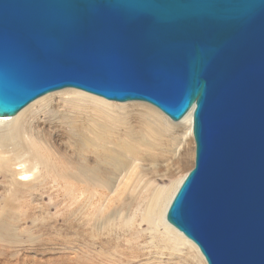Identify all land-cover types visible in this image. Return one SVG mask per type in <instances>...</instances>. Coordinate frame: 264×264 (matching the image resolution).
Instances as JSON below:
<instances>
[{
	"label": "water",
	"instance_id": "obj_1",
	"mask_svg": "<svg viewBox=\"0 0 264 264\" xmlns=\"http://www.w3.org/2000/svg\"><path fill=\"white\" fill-rule=\"evenodd\" d=\"M67 88L192 110L165 221L206 264H264V0H0V118Z\"/></svg>",
	"mask_w": 264,
	"mask_h": 264
},
{
	"label": "rangeland",
	"instance_id": "obj_2",
	"mask_svg": "<svg viewBox=\"0 0 264 264\" xmlns=\"http://www.w3.org/2000/svg\"><path fill=\"white\" fill-rule=\"evenodd\" d=\"M55 95L48 108L37 109L38 115L35 108L22 126L33 149L24 157L30 163L37 159L38 171L21 182L17 162L0 160V264H200L191 250L166 246L161 228L151 233L141 222L154 188L171 187L193 167L192 138L182 128H171L170 140L167 132L151 126L158 129L154 140L144 129L143 113L134 108L140 102L106 100L127 107L108 116L88 104H75L82 109L63 104L66 97ZM105 136L118 146L133 143L137 159L144 160L129 166L132 170L126 161L118 169L103 164L102 179L85 182L79 171L90 176L101 168L90 153L100 150ZM84 140L96 149L83 153Z\"/></svg>",
	"mask_w": 264,
	"mask_h": 264
},
{
	"label": "bare ground",
	"instance_id": "obj_3",
	"mask_svg": "<svg viewBox=\"0 0 264 264\" xmlns=\"http://www.w3.org/2000/svg\"><path fill=\"white\" fill-rule=\"evenodd\" d=\"M58 91V92H57ZM52 91L47 93L36 100L29 103L26 107L20 110L15 116L10 118H0V160L6 162L16 161L18 165V169L15 170L17 175L20 176L21 182H28L31 176H28L29 173L34 175V171H38L40 163L37 159H35L34 163H30L26 161L24 157L25 153H31L33 149L30 147V139H26L22 132V126L24 125V120L29 116L30 113L36 108V115L41 112V108H48V104L52 101L55 96L62 99L65 96L66 100H60L63 104L67 103L69 105H75L78 102L88 104L92 106L94 111L107 113L106 115L109 116L112 112L120 113L124 112L127 108L124 104H120L121 106L117 107L112 103L107 102L101 97L77 90L72 88L62 89ZM58 100V101H59ZM67 104L65 106H67ZM52 106V105H51ZM64 106V105H63ZM77 108L82 109L80 106L75 105ZM73 107V106H71ZM135 109L141 111L143 113L141 116V120L146 122L143 126L146 132L156 140L155 134L158 133V129H151V126L159 127V129L164 130L167 132V136L170 140L174 138L169 135L171 128H182L184 129V134L190 136L192 138V110H190L180 121L172 122L168 119L165 115H163L158 109L150 106L149 104L141 103L134 105ZM37 109L40 112H37ZM43 110V109H42ZM42 113V112H41ZM75 115V114H74ZM35 118V117H31ZM28 119H26L27 122ZM122 120V119H121ZM34 121V120H33ZM32 121V122H33ZM25 122V123H26ZM31 122V121H30ZM35 122V121H34ZM31 124V123H30ZM29 125V124H28ZM163 125V126H162ZM74 127V126H73ZM170 136V137H169ZM102 145H99V151L90 153L94 161L100 160L101 168H98L96 171L98 175H95L91 172L90 176L86 175V171H79V177H81L85 182H91L93 180L102 179V166H111L115 169H118L119 166L124 162L126 166L135 165V163L144 160L143 158L137 159L138 150L133 143L130 146H118L116 142L112 141L111 136H105L100 138ZM28 140V142L26 141ZM193 141V138H192ZM82 142V151L89 152L91 147H95L96 144L94 142L89 141H81ZM134 143L144 145L148 140H139L135 141ZM194 143V141H193ZM129 160H131L129 162ZM194 164V162H193ZM134 166L129 167L132 170ZM193 168V167H192ZM191 168V169H192ZM85 170V169H84ZM131 172V171H128ZM134 175V173H131ZM186 176V175H185ZM184 176V177H185ZM184 177L177 180L176 182H172V186H160L156 187L151 195L146 199V203L144 209L141 213V222H145L149 225V232L157 233L160 232V228L162 229L163 233H161L162 241L165 242L170 249L181 252L183 247L191 250L195 253V257L198 259L200 264H206L203 257L199 253L198 249L195 245H193L190 241H188L182 234L168 225L165 221L166 211L169 207V204L176 193L177 189L179 188L180 184L182 183ZM104 182V181H103Z\"/></svg>",
	"mask_w": 264,
	"mask_h": 264
}]
</instances>
